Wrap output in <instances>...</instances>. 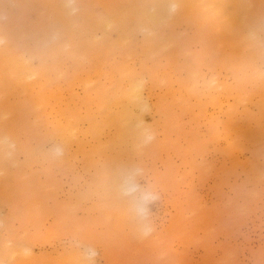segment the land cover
Listing matches in <instances>:
<instances>
[{
	"label": "bare ground",
	"instance_id": "1",
	"mask_svg": "<svg viewBox=\"0 0 264 264\" xmlns=\"http://www.w3.org/2000/svg\"><path fill=\"white\" fill-rule=\"evenodd\" d=\"M133 165L147 236L117 191ZM89 245L264 264V0H0V264Z\"/></svg>",
	"mask_w": 264,
	"mask_h": 264
},
{
	"label": "clouds",
	"instance_id": "2",
	"mask_svg": "<svg viewBox=\"0 0 264 264\" xmlns=\"http://www.w3.org/2000/svg\"><path fill=\"white\" fill-rule=\"evenodd\" d=\"M69 8L74 11L71 5ZM179 8L178 2L169 5L168 11L174 14ZM147 139H151L148 137ZM59 154V150H57ZM143 170L138 166H130L120 170L117 174V191L121 198L128 201L129 213L141 235L147 236L153 230L151 219V205L159 199V193L150 187L141 185L139 180ZM98 252L93 246H86L83 250L85 264H96Z\"/></svg>",
	"mask_w": 264,
	"mask_h": 264
}]
</instances>
